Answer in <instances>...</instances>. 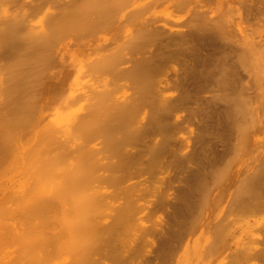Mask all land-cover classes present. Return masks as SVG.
<instances>
[{"label": "bare ground", "instance_id": "bare-ground-1", "mask_svg": "<svg viewBox=\"0 0 264 264\" xmlns=\"http://www.w3.org/2000/svg\"><path fill=\"white\" fill-rule=\"evenodd\" d=\"M139 1L140 0H0V148L3 147L1 151H4L3 154L2 152L0 153V156L4 155V157H0V168L1 166L4 167L3 169L1 168L2 171L0 170V264H61V260L63 259H59L58 257L61 253L64 255L65 252L68 256L71 255V257L70 261L66 259L68 263L63 260L62 264H103L101 262L102 256L106 258L103 262L110 259L109 261L112 262L111 264H137L136 260L140 261L138 259L142 256L141 251L144 250L146 247L145 245L148 246L150 244L149 246H151L152 244H145L149 241L145 234H148V237L154 236V239L155 236H158L160 237L159 240H161L157 245L155 244L156 246L152 247L154 248L155 257L153 255L150 259L146 258L145 261L142 258L143 261L141 260L142 262L140 261L138 264H248L250 263L249 261L253 260V257L259 258L258 256H262L261 259H264V246L261 245L264 243V238H260V240L258 238V236H260L259 234L264 231V224L262 223L263 227L260 224L263 231L261 228H254L257 222H262V218H257L260 219L258 221L255 215L264 212V36H261L255 41L254 39L256 38L251 34L253 32L249 27L248 29L251 32L248 33L250 36L247 34L248 38H243V40H241L235 38L239 37V33L235 32L234 29L228 30L227 27L231 22L230 19L234 17H231V14L234 13V15L237 14V16H239V13H246L247 10L246 8L244 9V7H241L242 10L230 8V22L227 16L222 14L225 17L223 18V16L217 14V12L216 14L218 16H216L219 19L215 17L217 18L216 20L212 14L213 16L211 17L214 19L211 18L213 21L209 20L206 17L211 9H206L208 13H206L207 11L203 12L205 14H201L199 9L198 14L200 15L195 17V14H192L195 17L194 23L196 26L194 31H196V33L190 35V30L186 32L181 28L183 31L181 29V31H175L173 28L168 29L166 26L163 28L155 26L157 20H152L151 16V19L144 20L139 13L144 4L142 5ZM150 1L151 0H146L145 5H149L151 3ZM187 1L188 0H175L174 2H177V4L181 3L180 6H182V4L185 6V3L186 5L189 4H187ZM206 1L208 2V0H205V2ZM251 2L252 0L248 4H251ZM164 3L166 4V2ZM208 3L211 2L209 1ZM238 3H241V1H238ZM245 3L247 4V2ZM245 3L243 2L242 5H246ZM253 4L252 2V5ZM222 6L224 5L222 4ZM231 6L233 7V5ZM255 6H257V9ZM163 7H165V5H162V8ZM251 7V5L247 6L249 9H252ZM253 7L257 10L253 12L254 16H257V13H259L260 16L262 14L261 18L257 17L263 20L264 0H260L259 7L256 3ZM221 8L222 10L219 11L220 13L221 11H227L223 10L225 6ZM144 9L145 8H143V10ZM193 11L194 9H192L191 12L193 13ZM251 11L252 10H250V12ZM214 12L215 11H213V13ZM248 14L250 15L249 12H247V15ZM137 15L141 16L142 20H140L141 18L139 17L140 19L137 21ZM242 16L243 15H241V17L239 16V18L242 19ZM133 19L136 23H134ZM227 20L228 23H225ZM191 22L193 23V20H191L190 23ZM183 23L186 24V21ZM115 26H117V28ZM99 27L100 29L111 28L113 33L107 34V32L106 35H101L97 38L94 37L98 36V32H96L97 35L93 34L92 37L90 31H93L95 28L99 29ZM111 29H109V31H111ZM240 29L241 27L239 30ZM232 30L235 32V35H238L234 37ZM235 30L238 29L235 28ZM174 31L178 33L173 35ZM188 31L190 34H188ZM101 32L99 34H101ZM205 32L207 34H205ZM204 35L206 36L203 37ZM251 36H254V39H251ZM249 38L251 41L248 40ZM191 40H194L195 44L192 43ZM76 45L79 47H76ZM191 46L193 48L192 51L189 49ZM209 48H214V50L210 51ZM145 49L151 56L149 55V57L147 56L148 58H146L145 52H143L141 53V58L144 54V59L135 57V55L140 54V52ZM156 50H161L160 52L162 53L166 51V54L169 50H174L176 53L171 54L174 51L171 53L168 52L169 55L167 54V56L169 58H167L165 54L164 56L166 58L163 59V54L159 53V51H157V54ZM204 51L208 54H205ZM187 52H189V55ZM189 57H192L193 60L191 61L194 62L193 64L191 63L193 67L192 69L190 68L191 70L189 71L191 72L189 75H192V80H197V82H190L191 77H187L186 80L188 81L189 79V83H193V85L198 83L196 84L198 86L194 88L200 89L201 91L209 90L213 92L212 89L216 86L215 91H217V93H215L213 99L211 98V103L206 101V103L208 102L214 106L212 110L209 109L211 111L210 113L207 111V116L209 115L212 119L210 122L211 124L206 125V127L204 124L203 126L205 128L201 131L203 133H200L201 135H198L199 137L197 136V141L194 139V141H196L194 144L197 143L195 146L197 148L194 149L193 146V151H195L193 155L191 153V155L188 154V152V155L183 156V158L180 156L183 154H177L176 151L186 147L183 145L185 140L183 142V139L180 138L183 144H181L182 146L179 145L181 147L178 148V144L182 142H177L178 144L173 146L174 144L172 145V143L176 141L173 142L172 139L175 136H172L173 138L171 139L169 134H171V130L174 132V129L179 127L174 126L176 121V125H179V120L174 121V124L171 120H173L172 116L178 111L177 107H180L182 103L188 100V95H185L186 92L184 95L182 93L183 96H181L180 99H169L170 101L168 102H164V100H162L163 102L160 101L157 112L154 107L153 113H150L151 117L146 111L145 115L142 114V110L144 109L142 103L146 95L151 94L152 96L153 93L155 94L156 84L158 83L154 81L156 80L154 78L159 75L161 70L166 71V69H162L165 63L162 60H167L166 63H171V60L174 62L177 58L179 61H185L187 59V62L190 59ZM154 58L157 59L155 60ZM159 59L161 60L158 61ZM186 62H184V64H186ZM131 74L133 78H131L129 84L132 85H127L126 83H128V81L126 82L124 79H119L120 77H126L125 80H130L129 75ZM114 75L117 77L119 76V78ZM109 76L114 78H110V80ZM159 77L157 76V78ZM171 77H173V75ZM83 79H86L83 83L85 85L82 84L84 81ZM100 79H102L103 83ZM115 79L121 80V82H118V80L115 81ZM183 79H185V77ZM117 83H121L122 85H117ZM185 83H187V85ZM185 83L182 86H190L188 82L185 81ZM81 85L86 87L84 88ZM113 86L114 88L117 87L115 91L118 90L119 86H122L123 89L125 86H129V89L132 88L130 91L134 90V93L130 95L124 94L122 96L123 98H120L121 96L115 98L114 94L117 92L113 93ZM160 88L162 87L160 86ZM129 89L127 87L125 90L130 92ZM191 89L189 90L192 91L193 89ZM81 90L84 93L87 91H94V93L92 96L90 95L91 97L86 96L89 100L84 98L85 101L87 100V103L82 104L81 113H79L81 116L76 117L75 122L72 124V126L74 125V130L68 127L71 130H61L64 132V134L63 132L61 134V131L52 129V131L50 130L52 137H50L51 135L48 130L49 126L51 125L50 127L53 128L52 126L56 123L58 125L60 121L57 122V119H60L63 124L66 119L63 120L64 117L61 119V116L60 118L58 116L56 120H54L55 117H53V123H56H49V117L51 119L55 112L52 115L49 114V117L45 114L46 112L43 110V105L39 102L40 98L44 96H41V94H43L42 91H45L44 93L47 92V94L49 93V97L51 96L50 98H52V95H56V97L54 96L53 98H56V100L58 99V103L52 101L54 104H57L56 108H59L60 105H65L64 107L67 108L68 105V108L72 109L75 107L74 105L78 104V100H83L82 98L84 96H81V99L76 96L77 91ZM119 90L121 91L122 88ZM36 91H38V94H36ZM58 91L60 92L59 94L63 96L57 97L60 96L58 95ZM159 91H165V89L162 88V90ZM1 92L4 93L2 94ZM123 92L125 93V91ZM34 93L40 96L36 98L39 100V105L36 103L37 100L33 98ZM134 96H136V98ZM49 97L47 100L49 99L50 101ZM88 101H90L91 104L88 103ZM46 102L43 104H46ZM50 102L49 104L51 105L52 102ZM74 102H77V104ZM82 102H80L79 105ZM147 102H149V100ZM151 103L154 104V102ZM70 104L72 108L69 107ZM209 104L207 106H209ZM219 104H222V110L218 108V106L220 107ZM64 107L62 106L60 108L66 111ZM61 111L57 115H63ZM52 112L53 110L51 113ZM64 115L69 116L68 114ZM175 115L173 116L174 120L176 119ZM147 118L149 119L147 120ZM97 121H102V124L108 128L106 132L108 138L105 140L101 138L100 141H98V137V142H95L93 137L87 138V144L95 142L96 145H92L93 148L90 147V144L86 146L90 148H86L87 151L85 150V158L87 161L83 158L84 161L87 162H85L86 171L83 175H80L79 171H77L79 164L76 155L78 143L76 142L79 141V139L81 140L83 136L81 138L76 137L78 140H74L72 136H77L80 130L83 132L86 128H90L93 133L92 129L94 126H98L96 124H99ZM60 125L61 123H59V126ZM91 126L93 128H91ZM173 126L175 127L174 129H172ZM65 128L64 125V130ZM72 130L77 134H72ZM56 131L60 133L58 134ZM178 132H176L175 135ZM10 134L16 137L13 138L11 136L12 138H10ZM55 134L57 135L55 136ZM88 134L90 135V133ZM46 135L50 138L52 143H50L51 141L49 143L46 142L43 147V143H45L43 142V136ZM59 135L63 136L59 137ZM7 136H9L8 139ZM67 136L68 139L66 140L64 137ZM159 136H161V138ZM2 137H4L7 142H5ZM19 137L21 139L23 138L25 142L27 140L26 143L21 140V142H23L22 146L18 144L22 148L18 145L15 147L16 143H20ZM53 137H57L56 141L51 139ZM16 138L18 142L15 140V143L13 140L15 144L12 142V145L9 141ZM69 138L74 141L68 142ZM84 139L85 138L82 140ZM224 139L228 141L227 144L224 143ZM84 142L85 140L82 143ZM219 142L226 145V147L222 146ZM6 143L9 145L11 144L14 148H17V150L14 149L13 151V148L11 149L10 147L11 145L9 146ZM24 143L25 145L27 144L28 147L26 146L25 148V145H23ZM53 143L55 144L53 145ZM106 143L109 144L107 145ZM50 144L53 146H50ZM219 144V149L225 147L223 151L226 150L225 155L219 154L220 156L222 155L221 159L219 158L220 156L217 155L218 153L215 154L219 151ZM37 145L38 147H36ZM171 145L173 148L175 147L174 149L176 151ZM8 146L10 148H8ZM48 146H50V149L52 147L50 152ZM41 147L43 148L39 149ZM46 148L47 150H45ZM176 148H178V150ZM20 149H22V152ZM43 150H45L44 152L47 151L46 153L49 152L52 154L49 155L48 153L47 157L46 153L43 154ZM10 151L11 154L9 153ZM181 152L183 153L182 150H180V153ZM219 153L221 152L219 151ZM168 154L173 155L168 159L170 162L167 161V158L170 156ZM184 154H186V152ZM20 155L23 157V160ZM166 155H168V157L163 160V157ZM45 156L47 159L50 156L51 159L52 156H55L52 160L54 164L58 166V170L57 175H55L56 172H54L55 174H51L52 179L49 173L50 169H52V166H49L50 161L48 160L50 159H48L47 162ZM14 157H19L20 159H18L20 162H14L19 161L17 159L13 161L12 159ZM179 157L181 159L183 158V163H179ZM44 158L45 160H43ZM11 160L13 162H10ZM165 160L173 167H178V169H183L185 165L188 164L186 161L196 163L197 168H192V176H190V180L187 182L188 185H186L188 187L182 189L181 195L178 196L180 197L178 201L172 202V199L170 198V200L168 198L175 210V214L172 212L175 218L173 219L171 216L172 218L170 219V221L173 219V224H171V222L168 223L170 224L168 227L166 226L168 229L164 228L165 230L163 231H161V228L152 229L154 227H146L144 229V231H146L145 233L143 229V232H139V234H142L139 235V238H141L144 233L143 239H140L142 242L141 245L139 243V246L143 249L141 250L140 247L136 248V246L129 243L131 241L128 242V240L125 238L122 239V237H124V235H129V233H133L131 230L134 228L131 227V222L134 223L139 219L142 220L141 218H137V216L142 213V206H137V204L143 200L140 199L144 198V193L142 192V195H139V193L145 188L144 186H147V183H154L152 176L156 178L155 176L157 175L153 173V170H158L160 165H169L168 163H164ZM21 161H23L24 164L22 162V165H19ZM67 161H69V166L76 173L70 174L73 176L76 175V177H72L73 180L71 178L68 180L65 175L67 172H64L66 169L65 162ZM46 162L50 168L46 167ZM75 162H77L76 167ZM13 163H15L17 171L19 167L22 168L20 170H23L27 165H30V168L27 166V170H30L29 173L31 174L32 172L34 175H31L32 177H30L29 180L31 178H36L37 180L31 179L33 183L31 182L29 184H26L29 181L25 182V185H29L30 187L28 186L29 188H27L24 185L27 189L25 190V195L27 196H23L24 198L21 197V200L17 194L14 195L15 193L12 192L10 186L16 181L10 184V181L13 179L11 178L12 180H9L8 178L10 177L9 175H12L11 172L15 171V168L12 169ZM11 169L14 171H11ZM164 169L162 168V170ZM24 170H26V168ZM58 171H61V173H58ZM20 172L23 173L22 171L17 173ZM184 172H186L185 169ZM54 175L57 178L54 177ZM186 175L187 174L183 177H187ZM21 176L22 175H20V177ZM79 176H85L84 179L92 184L93 188L96 187L94 188L96 192H93L92 195H90V193L89 195H79L78 192L80 190L77 191L78 185H80L79 183L81 182ZM37 178H39L40 181H38L39 179ZM42 178L46 180V183L43 181L45 187L42 186ZM134 179L140 180L134 182ZM150 179H152V181ZM179 179L181 180V178ZM19 180L21 181V179ZM24 181L22 180V183H24ZM131 181L133 182L131 183ZM34 182L36 183L35 185ZM108 183L116 184V188L123 184V187L120 189L118 187V189H123L122 192L124 197L122 198L125 199L123 202L120 201L121 205L118 204L116 209L118 213H115V217H111L112 219L115 218L113 220L114 223L112 225L109 224L108 227H104L108 222L100 225L98 218H96L98 215H96V213L99 211L100 207L107 202L105 199L108 198L107 194L110 192L108 193L105 189ZM126 183H129V185H126V188H124V184ZM183 183L185 184V182ZM141 185L143 186L142 188L140 187L142 190L137 188ZM21 186L24 188L23 185ZM147 187L143 191H145ZM152 188L153 187H151V190ZM137 189L139 191H137ZM169 190L171 189H168V191ZM23 191L24 190L21 191V194ZM136 191L139 192V196H137H141L138 199L136 196L134 197ZM172 194L173 193H171V195ZM162 195L161 202L159 203L163 202L166 204L167 202V204H169L167 194ZM111 199L109 198L108 203H111ZM109 205L110 204L107 206ZM115 205L114 208H116ZM112 206L110 207L113 210ZM144 206H146V204ZM138 207H140V209ZM102 209L105 210V208ZM116 211L114 210V212ZM138 211L139 214L137 213ZM34 213L37 215H34ZM93 213H95L96 217L92 220L91 217H94ZM92 214L93 216H91ZM160 218L162 217L160 216ZM137 223L140 224L139 221ZM166 223L165 221V224ZM135 225L137 224L135 223ZM154 226H156V224ZM149 231H152V233ZM105 233L108 234L107 237ZM135 234H138L137 230ZM261 234V236H263L264 233ZM104 235L107 239L104 238ZM156 240H158V238H156ZM258 241L261 242V244ZM257 242L259 246L256 245ZM127 243L133 246L130 247ZM104 245H107L109 249L107 250V247H105L107 252L103 248ZM126 247L128 250L129 248L132 250V247H134L132 255H129L130 257L126 256L127 251L124 252L127 250ZM260 247H262V249ZM98 254L101 257L96 259L95 256ZM65 258L68 257L65 256ZM263 261L264 260H262V262Z\"/></svg>", "mask_w": 264, "mask_h": 264}, {"label": "rangeland", "instance_id": "rangeland-1", "mask_svg": "<svg viewBox=\"0 0 264 264\" xmlns=\"http://www.w3.org/2000/svg\"><path fill=\"white\" fill-rule=\"evenodd\" d=\"M159 1H161V2H159ZM166 2V4L164 3V2ZM175 0H151L149 3V5L147 4V5H145V2H146V0H140L139 2H141L142 3V5L144 4V6H142L141 8L142 9H140V11L141 12H139L140 14H141V16L143 17V19L144 20H147V19H151V17H152V20L153 19H155V21L157 22L156 23V25L155 26H158V27H164V26H166L168 29H172L173 28V30H179V31H181L182 29L183 30H185L186 32H187V30H190L191 32V34L189 33V31H188V34H190V35H194L195 33H196V31H194V28H195V26H196V24L194 23V19H195V17H197V15H200V14H198L199 13V9H200V13L202 14L203 12H206L207 10L206 9H211L210 10V12L213 10V11H215L214 13H213V11L211 12V14H210V12L208 13V11L206 12V13H208V16L206 17V15H205V17L207 18V19H209V20H212V19H214L215 17H217L218 15L217 14H219V15H222V14H224L225 16H227V18H228V20L231 18V17H233L234 18V20H233V18L232 19H230L231 20V22H230V20H229V24H228V30H231V29H234V31L235 32H237V33H239V37H235V36H237V35H235V32H233V30H232V32L234 33H232L233 35H234V37L235 38H237V39H241V40H243V38H248V35L250 36V32L252 31L253 33H255V34H253V33H251L252 35H254L255 36V38L256 39H254L252 36V38L251 39H254L255 41L257 40V39H259L261 36H264V22H263V20H264V16L262 17V19L263 20H261V19H259V18H261V16H262V14H261V16L259 15V13H257V16L259 17H257L256 15V17L254 16V13L253 12H255V11H257V10H255V8L253 7V5H255V3H256V5H258V7H259V4H260V0L259 1H257V0H252V2L254 3L253 5H252V2H251V4H248V3H250V1L249 0H247V1H243V0H208V2L210 1L211 3H208L207 1V3L205 2V0H188L187 1V4L188 5H186V3H185V6L182 4V6H180L181 5V3H179V4H177V2H174ZM177 1V0H176ZM191 1H192V3H191ZM227 1V2H226ZM238 1L240 2L241 1V3H238ZM262 1V0H261ZM155 2V3H154ZM159 2V3H158ZM170 2V3H169ZM230 2V3H229ZM245 3V2H247V6H252L251 8L252 9H249V8H247V6L246 5H242V3ZM157 3H158V5H157ZM163 3V4H162ZM225 3V4H224ZM258 3V4H257ZM194 4H196V5H194ZM222 4L225 6V8H224V6H222ZM227 4V5H226ZM229 4V5H228ZM236 4H241L240 5V7H239V5H236ZM154 5V6H153ZM162 5H165V7H163L162 8ZM206 5V6H205ZM215 5V6H214ZM231 5H233V7L231 6ZM194 6V7H193ZM147 7V8H146ZM151 8L152 10H154V11H152L151 9H149V8ZM153 7V8H152ZM156 7V8H155ZM183 7V8H182ZM213 7V8H212ZM219 7V8H218ZM221 7H223L224 9L223 10H227V11H221V13L219 12L220 10H222V8ZM239 7V8H238ZM241 7L243 8L244 7V9L246 8V10H247V12H249L250 13V15L248 16L247 15V12L246 13H244V14H240L239 13V16L241 17V15H243L242 16V19L241 18H239V16H237V14H235L234 15V13H232L231 15H230V8H233V9H241ZM256 7V9H257V6H255ZM143 8H145L144 10H143ZM228 8V9H227ZM254 8V9H253ZM147 9V10H146ZM161 9V10H160ZM192 9H194V11H193V13L191 12L192 11ZM197 9V10H196ZM258 9H260V8H258ZM196 10V11H195ZM204 10V11H203ZM229 10V11H228ZM242 10V9H241ZM250 10H252L251 12H250ZM142 11H144V12H142ZM150 11V12H149ZM264 11V10H263ZM149 12V13H148ZM195 12V13H194ZM216 12H217V14H216ZM229 12V13H228ZM151 13H152V15H151ZM154 13V14H153ZM159 13V14H158ZM181 13V14H180ZM253 13V14H252ZM264 13V12H263ZM148 14H149V16H148ZM192 14H195V17H194V15H192ZM203 14H205V13H203ZM214 15V18H212L211 16H213ZM256 14V13H255ZM154 15V16H153ZM180 15V16H179ZM217 15V16H216ZM224 15H222L223 16V18H225L224 17ZM229 15V16H228ZM264 15V14H263ZM141 16H139V15H137V21L140 19V20H142V17ZM148 16V17H147ZM151 16V17H150ZM178 16V17H177ZM231 16V17H230ZM140 17V18H139ZM145 17V18H144ZM191 17V18H190ZM236 17V18H235ZM188 18V19H187ZM212 18V19H211ZM218 18V17H217ZM217 18H215L216 20H217ZM187 19V20H186ZM219 19V18H218ZM221 19V18H220ZM134 20V19H133ZM165 20H166V22H165ZM172 20V21H171ZM188 20H189V22H188ZM191 20H193V23L191 22L190 23V21ZM228 20H227V22L225 21V23H228ZM184 21H186V24L185 23H183ZM213 21V20H212ZM246 21V22H245ZM187 22H188V24H187ZM251 22V23H250ZM254 24H253V23ZM134 23H136V21L134 20ZM177 23H178V25H177ZM249 25H248V24ZM38 24V23H37ZM184 24V25H183ZM253 24V25H252ZM182 25V26H181ZM186 25V26H185ZM188 25V26H187ZM234 27H233V26ZM238 25V26H237ZM255 25V26H254ZM254 28H253V27ZM116 28H117V26H115ZM114 27V28H115ZM176 27V28H175ZM241 27V29L239 30V28ZM247 27V28H246ZM250 27V29H251V31L248 29ZM252 27V28H251ZM182 28V29H181ZM191 28V29H190ZM235 28L236 29H238V30H235ZM246 28V29H245ZM261 28V29H260ZM93 29V28H92ZM109 29H111V28H105V29H100V27H99V29H93V31H90L91 32V35H92V37H93V34L95 35H97V33L96 32H98V36H94V37H99V36H101V35H106V33L107 34H111V33H113V31H112V29H111V31H109ZM134 29V28H133ZM181 29V30H180ZM193 29V30H192ZM253 29V30H252ZM95 30V31H94ZM96 30H98V31H96ZM104 30V31H103ZM106 30V31H105ZM115 30H117V29H115ZM182 30V31H183ZM196 30V29H195ZM244 30V31H243ZM246 30H247V32H246ZM261 30H262V33H261ZM105 32V33H102V32ZM118 31V30H117ZM174 31V34L173 35H175V34H177L176 32ZM194 31V32H193ZM101 32V34H99ZM115 32V31H114ZM193 32V33H192ZM249 32V33H248ZM244 33V34H243ZM89 34V33H88ZM202 34V33H201ZM205 34H207L206 32H205ZM248 34V35H247ZM261 34H263V35H261ZM87 35V34H86ZM91 35H90V37H91ZM260 35V36H259ZM206 35H204L203 37H205ZM194 37V36H193ZM89 38V37H88ZM248 40H250V38L248 39ZM251 41V40H250ZM191 42L192 43H194L195 44V41L193 40H191ZM252 42H253V40H252ZM189 45V44H188ZM190 45H192V44H190ZM78 45H76V47H77ZM79 47V46H78ZM173 48V47H172ZM171 48V49H172ZM178 48V47H177ZM170 49V50H171ZM174 49V48H173ZM175 49H176V47H175ZM189 49H191V51H192V46L189 48ZM210 49V51L211 50H214V48H209ZM168 51V52H172V51H174V50H172V51ZM207 50H208V48H207ZM157 51H159V50H156V52ZM161 51V50H160ZM159 51V53H161V54H163V56L166 54L165 52L164 53H162V52H160ZM191 51H190V53H191ZM194 51V50H193ZM143 52H145L144 54H145V56H146V58H148L149 57V55L151 56V54H148V52L146 51V49L145 50H143L142 52H140V54H138V55H135V57L136 58H140V59H144V54H143V57L141 58V53H143ZM147 52V53H146ZM155 52V53H156ZM167 52V54L169 55V53ZM175 54L176 53V51H174V52H172L171 54ZM188 53V55H189V52H187ZM193 53V52H192ZM204 53L205 54H208V53H206L205 51H204ZM213 53V52H212ZM157 54H158V52H157ZM167 54L165 55L167 58H169L168 56H167ZM148 56V57H147ZM160 56V55H159ZM159 56H158V58H159ZM163 56H162V58H163ZM164 56V58L163 59H165L166 57ZM156 57H157V55H156ZM152 58V57H151ZM161 58V57H160ZM161 58V59H162ZM172 58H174V57H172ZM187 58V57H186ZM190 58V57H189ZM192 58V57H191ZM189 59V61H187V62H189V63H187L186 62V60L185 61H182V60H177V58H176V60L174 61V62H172V60H171V63L169 64V63H166V61L165 60H162V61H164L165 63L163 64V65H161V66H163L162 67V69H166V71L164 70V71H160L159 72V75H157L159 78H157V76L154 78V79H156V80H154V81H156L158 84H156L157 85V87H156V89H155V94L153 93L152 94V96H151V94H148V95H146L145 96V100H144V102L142 103L143 104V110H142V114L143 115H145V111H146V113H148L149 115H150V113L152 114L153 113V111H154V109H155V111L157 112V109H158V105L160 104L159 102L161 101V102H163L162 100H164V102H168V101H170V100H176V99H180V97L181 96H183L184 94H185V92H186V94L185 95H188V100L186 101V102H184V103H182L181 105H180V107H177L178 109V111H177V113H173L175 116H176V119L174 120V115L172 116V118H173V120H171L172 122H173V124H174V121H176V120H179L178 122H179V125H176L177 124V121H176V124L174 125V126H179L178 128H176V129H174L175 127L173 126V128L172 129H174V132H173V130H171L172 132H171V134H169V136H171V139L173 138L172 136H175V137H177V138H173L172 139V141L174 142V141H176V142H174V143H172V145L173 146H175L176 144H178L177 142H184V140H185V142H184V144H183V142L182 143H179L178 144V148H180L182 145L181 144H183V145H185L186 147H182L183 149H179V151H176L173 147H172V145H171V147L177 152V154H183V155H180L181 157H183V156H185V155H188V154H192L193 155V152H195V151H193L195 148H197V147H195L196 145H197V143L196 144H194L196 141H197V136L199 135H201L200 133H203V132H201L202 130H203V128H205L206 127V125H210L211 123V121H212V119H211V117H209V115L207 116V113L209 112H211L210 110H212V108H214V106L212 105V104H209V103H211L212 102V99H213V96L215 95V93H217V91H215V88H216V86L212 89L213 90V92L211 93L209 90L208 91H201L200 89H195L194 87H197L198 85H196V84H198V83H196V84H194L193 85V83L191 84V83H189V79H188V81L186 80L187 79V77H191L190 78V82L192 81H194V82H197V80H192L193 79V76L191 75H189L190 74V72L191 71H189V70H191L192 69V67H193V65H191V63L193 64L194 62L193 61H191V60H193V58L192 59ZM150 59V58H149ZM155 60L157 59V58H154ZM161 59H159L158 61H160ZM153 60V59H152ZM168 60H170V59H168ZM138 61V60H137ZM154 61V60H153ZM161 61V62H162ZM182 61V62H181ZM184 62H186V64H184ZM154 63H158V62H154ZM161 64V63H160ZM159 64V65H160ZM180 64H182V65H180ZM157 65V64H156ZM160 66V67H161ZM172 66V67H171ZM178 66V67H177ZM166 67V68H165ZM188 67V68H187ZM169 70H168V69ZM191 68V69H190ZM172 69V70H171ZM174 69V70H173ZM176 69V70H175ZM188 69V70H187ZM180 70V71H179ZM189 71V72H188ZM162 72V73H161ZM176 72H178V73H176ZM169 73H170V76H169ZM173 73H175V74H173ZM101 74V73H100ZM168 74V75H167ZM113 75V74H112ZM162 75V76H161ZM173 75V77H171ZM186 75H189V76H186ZM114 76H116V75H114ZM130 76H132V74L131 75H129V78H130V80H125L126 79V77H124V78H119V76L117 77V78H119V79H124V81H128V83H126L127 85H132V84H129L130 82L129 81H131V78H133V76L132 77H130ZM169 78H168V77ZM179 76V77H178ZM182 76H183V78L185 77V79H183L182 78ZM176 77V78H175ZM101 78V77H100ZM113 79L112 78V76L110 77L109 76V79ZM168 79V80H166V79ZM181 78V79H180ZM110 79V80H111ZM127 79H128V77H127ZM161 79V80H160ZM170 79V80H169ZM175 79V80H174ZM182 79H183V81H182ZM84 80V79H83ZM86 80V79H85ZM85 80L82 82V84L85 82ZM116 80H118V79H115V81ZM121 80L119 81L118 80V82H121ZM167 82H166V81ZM99 81V80H98ZM100 81L103 83V81H102V79H100ZM106 81H107V78H106ZM162 82V83H160V82ZM163 81H165V82H163ZM170 81V82H169ZM185 81L186 82H188V85L190 84V86H188V87H184V86H182L184 83H185ZM184 82V83H183ZM101 83V84H102ZM104 83H106V82H104ZM124 83V82H123ZM164 83H165V85H164ZM172 83V84H171ZM175 83V84H174ZM180 83V84H179ZM161 84V85H160ZM186 85H187V83H185ZM83 85H85V84H83ZM83 85H81V86H83ZM117 85H122L121 83H117ZM159 85V86H158ZM179 85V86H178ZM192 85V86H191ZM196 85V86H195ZM114 86H116V85H114ZM114 86H113V90H114V92L113 93H115V92H117L116 94H114L115 95V98H118V96H121L120 98H123L122 96L124 95V94H128V95H130V94H132V93H134V90L131 92L130 91V89H132V88H130L129 89V86H127L128 87V89H129V91L130 92H128L127 90H125V89H127V87L125 86V88L123 89V87L121 86H119L118 87V90L119 89H121L122 88V90L123 91H125V93L121 90H117V91H115V89H117V87L116 88H114ZM124 86V85H123ZM160 86L162 87V88H164L165 89V91H159V90H162V88H160ZM164 86H167V87H164ZM84 88L86 87V86H83ZM184 87V88H183ZM157 88H158V90H157ZM177 88H178V90H177ZM193 90H192V89ZM199 88V87H198ZM218 88V87H217ZM172 89V90H171ZM188 90V92H187V90ZM189 89H191L192 91H190ZM82 90H84V89H82ZM77 91V94H76V96H78L80 99H81V96L83 97L82 99L83 100H81V101H79L78 100V104H77V102H74V103H76L77 105H74L75 107H73L72 108V105L70 106L69 105V107L70 108H72V109H69L68 108V105H67V108L69 109H67V108H65L64 106L65 105H62L65 109H66V111H68V112H66V111H63L60 107H62L61 105L59 106V108H56L57 107V104H54L53 102H57L58 101V99L56 100V98H53L54 96L56 97V95L54 94V95H52V98H50L49 97V93L47 94V92L46 93H44L45 91H42V93L43 94H41V96H43L42 98H40V101L38 100V99H36V98H38V97H40V96H38V95H36V94H38L37 92L38 91H36V94L34 93V97L33 98H35L34 100H37V102L36 101H34V102H36L37 104H38V101L39 102H41L40 104L41 105H43V110L46 112L45 114L48 116L49 114L50 115H52L54 112H55V114L51 117V119L53 118V117H55L54 118V120H56V117H58L59 116V118H60V116H61V119H63V117H64V119L63 120H65L64 122L65 123H63L62 124V122H61V120L59 119H57V122L58 121H60L59 123H61V125L59 126V123H58V125H57V123L56 122H54V123H56L55 125H57V126H55V125H53L54 123H53V119H52V121H51V119H50V115L48 116L49 117V119H48V121H49V123L50 122H52L53 124V128H51L49 125V128H48V130H49V132H50V130L52 131V129L53 130H58V131H61V130H63V131H66V129H68V130H71V129H69L68 127H70V128H74V125L72 126V124L75 122V119H76V117H78V116H81V114H79V113H81L80 112V110H81V107L83 106L82 104H86L87 102V100L85 101V99H88L89 100V98H87L86 96H89V97H91L92 95H93V93H94V91L92 92V91H87V92H83V91ZM171 90V91H170ZM195 90H197V91H195ZM199 90V91H198ZM190 91V92H189ZM5 92V91H4ZM3 92V93H4ZM20 92V91H19ZM78 92H80V93H78ZM123 92V93H122ZM156 92H158V93H156ZM201 92V93H200ZM2 93V92H1ZM2 93V94H3ZM33 93V92H32ZM60 92L58 91V95H60V96H57V97H61V95L62 94H59ZM113 93H112V95H113ZM118 93H120V94H118ZM182 93H183V95H182ZM189 93V94H188ZM214 93V94H213ZM199 94H200V96H199ZM212 94V95H211ZM1 95V94H0ZM29 95H31V94H29ZM36 95V96H35ZM46 95H47V97H46ZM91 95V96H90ZM135 95V94H134ZM189 95H190V97H189ZM32 96H33V94H32ZM63 96V95H62ZM155 96V97H154ZM159 96H160V99H159ZM162 96V97H161ZM6 97V96H5ZM50 98V101L53 103H51L50 101H49V99L47 100V98ZM114 97V96H113ZM135 98H136V96H134ZM179 97V98H178ZM196 97V98H195ZM200 97V98H199ZM28 98V97H27ZM32 98V97H31ZM85 98V99H84ZM152 98V99H151ZM157 98V99H156ZM208 98H209V100H208ZM212 98V99H211ZM42 99V100H41ZM170 99V100H169ZM207 99V100H206ZM149 100V102H147ZM167 100V101H166ZM192 100V101H191ZM210 100H211V102H210ZM48 103H47V102ZM82 101H84V102H82ZM206 101H208L207 103H206ZM46 102V104H43V103H45ZM49 102L51 103V105L49 104ZM80 102H82L80 105H79V103ZM151 102H154V104L153 103H151ZM58 103V102H57ZM60 103V102H59ZM73 103V104H74ZM88 103H90V101H88ZM156 103V104H155ZM187 103V104H186ZM191 103V104H190ZM49 104V105H48ZM61 104V103H60ZM91 104V103H90ZM206 104V105H205ZM209 104V106H207ZM39 105V104H38ZM53 105H55V106H53ZM183 105H184V107H183ZM187 105V106H186ZM220 105V107L218 106V108L219 109H223V107H222V104H219ZM142 106V105H141ZM190 106H192V107H190ZM211 106V107H210ZM45 107V108H44ZM155 107V108H154ZM190 107V108H189ZM194 107V108H193ZM210 107V108H209ZM63 108V109H64ZM182 108V109H181ZM184 108V109H183ZM189 108V109H188ZM193 108V109H192ZM196 108V109H195ZM204 108V109H203ZM63 111H61V110ZM198 109V110H197ZM210 109V110H209ZM50 110V111H49ZM53 110V112L51 113V111ZM61 111V113H63V115L61 114V115H57V114H59L60 113V111ZM150 110V111H149ZM181 110V111H180ZM203 112H202V111ZM206 110V111H205ZM220 110V111H221ZM58 111V112H57ZM149 111V112H148ZM175 111V112H176ZM197 111V112H196ZM208 111V112H207ZM144 112V113H143ZM201 112V113H200ZM70 113V114H69ZM204 113V114H203ZM64 114H68L69 116H67V115H64ZM202 114H203V116H202ZM83 115V114H82ZM201 115V116H200ZM146 116H148V115H146ZM150 117H151V115H150ZM183 117V118H182ZM185 118V119H184ZM209 118V119H208ZM67 119H69V120H67ZM100 120H102L101 118H99ZM149 118H147V120H148ZM188 119V120H187ZM207 119V120H206ZM183 120H186V121H183ZM70 121V122H69ZM198 121V122H197ZM207 121H208V123H207ZM66 122H68V123H66ZM48 123V124H49ZM71 125H70V124ZM97 123H99V124H96V125H98V126H94V128L91 126V128H93L92 130H93V133H94V135H93V133H92V131L90 130V128L89 129H87L86 127V129H85V131L86 130H88V131H83L82 132V130H80L79 132L80 133H78V135L76 136V135H71L72 137H74V140H78V138L80 137H82V139L83 138H85L84 140H85V142L87 141V138H90V137H93L94 139H95V142H98V141H100V139L102 138L103 140H105L106 138H108V136L106 135V132L108 131V128L105 126V125H103L102 123V121H97ZM183 123H185V124H183ZM207 123V124H206ZM140 124V123H139ZM205 124V125H204ZM64 125H65V130H64ZM102 125V126H101ZM201 125V126H200ZM205 127H204V126ZM59 126V127H58ZM63 128H62V127ZM72 126V127H71ZM199 126V127H198ZM102 128H104V129H102ZM97 129V130H96ZM102 129V130H101ZM179 129V130H178ZM200 129V130H199ZM74 130V129H73ZM71 131V132H73L72 134H75L76 132H74V131ZM90 130V131H89ZM58 131H56V133H58ZM63 131H61V134H62V132ZM98 131V132H97ZM103 131H105V132H103ZM179 131V132H178ZM71 132H70V134H71ZM82 132V133H81ZM101 132V133H100ZM176 132H178L176 135H175V133ZM24 133V132H23ZM60 133V132H59ZM58 133V134H59ZM87 135L88 133H90V135L88 134L87 136L85 135V134ZM92 133V134H91ZM96 133V134H95ZM99 133V134H98ZM47 134H48V132H47ZM63 134H64V132H63ZM68 134V133H67ZM77 134V133H76ZM108 134V133H107ZM8 135V134H7ZM22 135H24V134H22ZM45 135V134H44ZM50 137H52V134H51V132H50ZM57 134H55V136H56ZM79 135H81V136H79ZM85 135V136H84ZM93 135V136H92ZM14 138V137H16V136H13V135H11L10 134V138H12V137ZM54 136V135H53ZM61 136H63V135H61ZM60 135H59V137H61ZM69 136V135H68ZM68 136L67 137H64V138H66V140L68 139ZM89 136V137H88ZM103 136V137H102ZM188 136H190V137H188ZM198 136V137H199ZM8 137L9 136H7V139H8ZM23 137V136H22ZM44 138H43V142H45V143H43V147H44V144H46V142L47 143H49L51 140H50V138H48L47 137V135L46 136H43ZM58 137V136H57ZM57 137H53V138H51V139H54V141H56V138ZM58 137V139L60 140V138ZM70 137V136H69ZM76 137H78L77 139H76ZM98 137H99V139H98ZM160 138H161V136H159ZM183 137V138H182ZM2 138H4V137H2ZM20 138V137H19ZM64 138H63V140H64ZM183 139L182 141H181V139ZM186 138V139H185ZM58 139H57V141H58ZM72 139V138H71ZM80 140L79 139V141H77L76 143H78V150H77V153H76V155H77V159H78V164H79V166H78V169H77V171H79V174L80 175H83L84 174V172L86 171V168H85V164L87 163L86 161V152H85V150H86V148H88V149H90L89 147H86V146H89V144H87V142L85 143H82L84 140ZM97 139H98V141H97ZM188 139H189V141H188ZM194 139L196 140V141H194ZM1 140H3V139H1ZM13 140L15 141H17V138L16 139H11V141H9V142H11V144H12V142H13ZM21 140L22 141H24L25 140V136H24V140H23V138L21 139L20 138V143H16V141H15V143H16V146L15 147H17V145L18 144H21V146H22V143L23 142H21ZM49 140V141H48ZM62 140V141H63ZM65 140V141H66ZM74 140H70V138H69V141L68 142H70V141H74ZM180 140V141H179ZM226 139H224V143L225 144H227V142L228 141H225ZM4 141H5V138H4ZM61 141V140H60ZM82 141V142H81ZM108 141V140H107ZM171 141V142H172ZM223 141V140H222ZM5 142H7V141H5ZM18 142V141H17ZM25 142V141H24ZM26 142H27V140H26ZM25 142V143H26ZM95 142H91V144H90V147L91 148H93V146H95L96 145V143ZM109 142V141H108ZM14 143V142H13ZM14 143V144H15ZM25 143L23 144V145H25ZM41 143H42V139H41ZM40 143V144H41ZM50 143H52V141L50 142ZM93 143V144H92ZM190 143V144H189ZM222 146H225L226 147V145H224L223 143H221V142H219ZM5 144V143H4ZM7 145H9L8 143H6ZM10 144V145H11ZM39 144V145H40ZM55 143H53V145H54ZM80 144V145H79ZM86 144V145H85ZM107 145L109 144V143H106ZM220 144H219V147H218V149L220 148ZM2 145H3V143H2ZM2 145H1V147H2ZM9 145V146H10ZM13 145V144H12ZM10 146L11 147V149L14 151V149L15 150H17V148H14V146ZM47 145H49V144H47ZM46 145V146H47ZM52 144H50V146H53ZM93 145V146H92ZM179 145H181V146H179ZM192 145V146H191ZM8 146V148H10ZM19 146V145H18ZM21 146H19L20 148H22ZM26 146H27V144L25 145V148H26ZM41 146V145H40ZM39 146V147H40ZM50 146H48V150L50 149ZM193 146H194V149H193ZM5 147V146H4ZM28 147V146H27ZM36 147H38V145L36 146ZM43 147H41V148H39V149H42ZM177 147V146H176ZM191 147H192V150H191ZM224 147V148H225ZM3 148V147H2ZM2 148H0V153L2 152V154H3V152L4 151H1V149ZM5 148H7V147H5ZM4 148V149H5ZM82 148V149H81ZM178 148H176L177 150H178ZM223 147H221V149H219V151L221 152V153H219V151L218 150H216V151H218V152H216L215 154H217L218 156H220L219 154H224L225 155V151H223L224 150V148L222 149ZM3 149V150H4ZM51 149H52V147H51ZM51 149L49 150V152L51 151ZM8 150V149H7ZM10 150V149H9ZM21 150V152H22V149H20ZM45 150H47V148L45 149ZM45 150H43L42 152H43V154H45L46 152H44ZM180 150H182L183 151V153L181 152L180 153ZM191 150V151H190ZM222 150V151H221ZM84 151V152H83ZM87 151V150H86ZM175 151H174V153H175ZM48 152V153H49ZM81 152V153H80ZM186 152V154H184ZM189 152V153H188ZM223 152V153H222ZM7 153V152H6ZM10 154H11V151L9 152ZM14 153V152H13ZM12 153V154H13ZM48 153H46V156H47V154ZM171 153V152H170ZM174 153H173V155H174ZM188 153V154H187ZM5 154V153H4ZM52 154V153H51ZM50 153H49V155H51ZM190 154V155H191ZM215 154H213V155H215ZM168 155H170V154H168ZM168 155H166L165 157H163V160L164 159H166L167 157H168ZM172 154L167 158V161H169L170 162V160H168L170 157H172L173 156ZM2 156V155H1ZM0 156V157H1ZM9 156V155H8ZM44 156V155H43ZM45 156V158H46V161L48 160V159H50V160H48V161H50L49 162V166H52L51 168L52 169H50V171H49V173H50V176H51V174H53L54 172H56V174L55 175H57V170H58V166L57 165H55L54 164V161L52 160V159H54V157L55 156H52V159H51V156L47 159V157ZM179 156V155H178ZM2 157H4V155L2 156ZM20 157H21V155H20ZM221 157H222V155L219 157L220 159H221ZM19 158V157H18ZM18 158H13L12 160L14 161V160H19ZM45 158L43 159V160H45ZM81 158V159H80ZM86 160V161H84V159ZM180 158V157H179ZM184 158V157H183ZM182 158V159H183ZM190 158H192V157H190ZM21 159L23 160V157H21ZM181 158H180V161H179V163H183ZM10 161V162H13V161ZM53 162H52V161ZM162 160V161H163ZM47 161V162H48ZM84 163H83V162ZM90 161V160H89ZM14 162H20V160L19 161H14ZM22 162L23 161H21V163L19 164V165H22ZM42 162V161H41ZM46 162V165L48 164ZM68 162V163H67ZM67 162H65V166H66V169L64 170V172H67V173H65V175H66V177L68 178V180H70V178L72 179V177L74 178V177H76V175H70L71 173L72 174H74L75 173V171L69 166V161H67ZM86 162V163H85ZM188 164H186L185 165V167L183 168V169H181L180 167V169H178V167H173L171 164H169L168 162H166V160H165V164L166 163H168L169 165L167 166V164L166 165H164L165 166V169H164V166L162 165H160V167H159V169L157 170V169H155V170H153L154 172V174H156L157 176H155L156 178H154L153 176H152V178L154 179V183L152 182V184L151 183H147V186H148V184H149V188L147 187V186H144L143 184V186L146 188L147 187V192H146V190L145 191H143L142 189H140V187L142 188L143 186L141 185V186H139V187H137L138 189H140V190H142V191H140V193L139 192H137V191H139L138 189H137V193L135 192V195H134V197L136 196V198L138 199V198H140V197H138L140 194L142 195V192L144 193V198H141L140 200H142L141 202H139L138 204H137V206H142L141 207V209H142V213H140L139 214V211L137 212L138 214H139V216H137V218L139 219V218H141L142 220H138L139 222H140V224H138L137 222L138 221H135V220H133V221H135L134 223H132L131 222V224L130 225H132L131 227H133L132 229L133 230H131L133 233L132 234H130L129 233V235H124V237H122V239L123 238H125L126 240H128V242L129 241H131V242H129V243H131V244H133L134 246H136V248L137 247H140L139 246V243H140V245H141V241H140V239H143L142 237L144 236V233L146 232V231H144V229L146 228V227H150V228H152V227H154V228H152V229H155V228H157V229H159V228H161V231H163V230H165V229H168V228H166V226L168 227L170 224H168V223H170L171 222V224H173L172 222V220L175 218V216H174V212H175V210H174V206L172 207V203H170L169 202V199L172 201V202H177L178 201V198H180V197H178V196H180L181 194V191H182V189H185V188H187L188 186H186V185H188L187 184V182H188V180H190V176H192L191 174L193 173L192 171H193V169H196L197 168V164L196 163H190V162H188V161H186ZM18 163H16V164H18ZM55 163H56V161H55ZM163 163V164H164ZM190 163V164H189ZM14 165H12L13 166V168H12V166H11V168L12 169H14V170H12L11 169V171H14V172H11L12 173V175H9L10 177H8L9 178V180L11 179L12 181H10V184H12L13 183V181L15 182V183H13V185H10L11 186V189H12V192L13 193H15L14 195H18V197H19V199L22 197V198H24V197H26L27 195H25V193H26V191L25 190H27L26 188H25V186L27 187V188H29L27 185H25V182H28V183H26V184H29V183H31L32 182V180H36V178H31L30 180H29V178L30 177H32L31 175H34V174H32V172H31V174L29 173V171L27 170V166L30 168V165H27L25 168H26V170L28 171H26V170H24L25 168H23V170H20V169H22V168H20L19 166V170L17 171L16 170V165H15V163H13ZM23 164H24V162H23ZM26 164V163H25ZM31 164V163H30ZM57 164V163H56ZM83 164V165H82ZM10 165V164H9ZM76 165H77V162H75V167H76ZM171 165V166H170ZM25 166V165H24ZM48 165L46 166L47 168H50ZM56 166V167H55ZM82 166V167H81ZM190 166H191V168H190ZM23 167V166H22ZM54 167H55V170H54ZM69 167H70V169H69ZM166 167H168V168H166ZM169 167H170V169H169ZM172 167V168H171ZM195 167V168H194ZM1 168L3 169L4 167H2L1 166ZM0 168V170L2 171V169ZM10 168V167H9ZM57 168V169H56ZM83 168V169H82ZM85 168V169H84ZM162 168L165 170H162ZM189 168V169H188ZM193 168V169H192ZM68 169H69V171H68ZM81 169V170H80ZM169 169V170H168ZM175 169V170H174ZM184 169L186 170V172H184ZM166 170H167V172H166ZM178 170V171H177ZM192 170V171H191ZM4 171V170H3ZM19 171H22L23 173H17V172H19ZM24 171H25V174H24ZM161 171V172H160ZM170 171V172H169ZM15 172H16V175H15ZM69 172V173H68ZM81 172V173H80ZM165 172H166V174H165ZM10 173V174H11ZM58 173H61V171L59 172L58 171ZM163 173V174H162ZM172 173H174V174H172ZM76 174V173H75ZM172 174V175H171ZM185 174H187L186 176L187 177H183V176H185ZM19 175V176H18ZM20 175H22L21 177H20ZM23 175H24V177H23ZM54 175V177H56ZM70 175V176H69ZM78 175V174H77ZM167 175H169V176H167ZM178 177H177V176ZM180 175V176H179ZM182 175V176H181ZM13 176V177H12ZM16 176H18V177H16ZM26 176V177H25ZM28 176V177H27ZM161 176V177H160ZM80 177V181L82 182H80L79 184L80 185H78V188H77V191H79L78 193H79V195H89V193H90V195H92V193L94 192H96L95 191V189L94 188H96V187H94L93 188V186H92V184H90L89 182H87L86 181V179H84L85 178V176L83 177V176H79ZM158 177V178H157ZM165 177V178H164ZM5 178V177H4ZM17 178V179H16ZM23 178V179H22ZM57 178V177H56ZM160 178H161V180H160ZM164 178V179H163ZM179 178H181V180L179 179ZM16 179V180H15ZM19 179H21V181L19 180ZM37 179H39V178H37ZM43 179V180H42ZM41 180H42V182L43 181H45V183H46V180L44 179V178H42ZM51 179H52V176H51ZM187 179V180H186ZM19 180V181H18ZM22 180L24 181V183H22ZM27 180V181H26ZM73 180V179H72ZM137 180L139 181L140 179H134L133 181L134 182H137ZM151 181H152V179H150ZM156 180V181H155ZM171 181V182H167V181ZM175 180V181H174ZM180 180V181H179ZM37 181V180H36ZM38 181H40V179L38 180ZM85 181V182H84ZM133 181H131V183L133 182ZM178 181V182H177ZM41 182V183H42ZM48 182V181H47ZM164 182V183H163ZM177 182V183H176ZM181 182V183H180ZM183 182H185V184L183 183ZM20 185H19V184ZM33 183V182H32ZM45 183L43 182V185L42 186H44L45 185ZM88 183V184H87ZM130 183V184H131ZM156 183V184H155ZM172 183V184H171ZM36 183L34 182V185H35ZM47 184H49V183H47ZM84 184V185H83ZM154 184V185H153ZM158 184V185H157ZM164 184V185H163ZM171 184V185H170ZM182 184V185H181ZM21 185H25L24 186V188L21 186ZM33 185V184H32ZM31 185V186H32ZM91 185V186H90ZM125 186H124V188H126V185H129V183L127 184H124ZM151 185V186H150ZM153 185V186H152ZM184 185V186H183ZM46 186H48V185H46ZM80 186V187H79ZM106 186H107V188L105 189V191H107L109 194H107L108 196V198L107 199H105V200H107V202L102 206V207H100V209H99V211L96 213V215H97V217L95 216V213H93L94 214V217H91L92 218V220H93V218H98V220H99V222H100V225H103L104 223H107V225H105L104 227H108V225L109 224H113L114 223V219H112L111 217L113 216V217H115V213L117 214L118 212L116 211V209H117V207H118V204L119 205H121L120 203L121 202H123V200L125 199H123L122 197H124V195H123V189L122 190H119L120 188H122L123 187V184L122 185H120V186H117V188H116V184H114V183H108V184H106ZM112 186H114V187H112ZM16 187H17V189H16ZM19 187V188H18ZM45 187V186H44ZM90 187H91V189H90ZM118 187H119V189H118ZM151 187H153L152 188V190H151ZM156 187V188H155ZM160 187V188H159ZM173 187V188H172ZM49 188V187H48ZM85 188V189H84ZM88 188V189H87ZM159 188V189H158ZM20 189V190H19ZM51 189V188H50ZM155 189V190H154ZM168 189H171V190H169L168 191ZM18 190V191H17ZM22 190H24L23 192H22V194H21V191ZM88 190V191H87ZM99 190V189H98ZM118 190V191H117ZM125 190V189H124ZM150 190V191H149ZM160 190V191H159ZM174 190H176V191H174ZM17 191V192H16ZM87 191V192H86ZM90 191V192H89ZM101 191V190H100ZM116 191V192H115ZM114 192V193H113ZM122 193V194H119V193ZM19 193H20V195H19ZM112 193V194H111ZM138 193H139V195H138ZM151 193V194H150ZM159 194V195H157V194ZM169 193V194H168ZM171 193H173L172 195H171ZM162 194H167V199H168V203L169 204H167V202H166V204L165 203H159V202H161L160 200H161V196H163ZM176 194V195H175ZM112 195V196H111ZM117 196V198H116V196ZM118 195H119V197H118ZM138 195V196H137ZM147 195V196H146ZM24 196V197H23ZM120 196H121V198H120ZM174 196V197H173ZM109 198L111 199V198H113V199H111L110 201H111V203L109 202L108 203V201H109ZM146 198V199H145ZM163 198V197H162ZM114 199H117V200H114ZM21 200V199H20ZM113 200V201H112ZM115 201V202H114ZM121 201V202H120ZM126 201V200H125ZM144 201V202H143ZM148 201V202H147ZM153 201V202H152ZM154 201H155V203H154ZM157 201V202H156ZM113 202H114V204H113ZM152 202V203H151ZM108 204H110L109 206H107ZM116 204V205H115ZM146 204V206H144ZM113 205V206H112ZM114 205H115V207L116 208H114ZM152 205V206H151ZM156 205H157V207H156ZM110 206H112L113 207V210L111 209V207ZM148 206V207H147ZM165 206H167V207H165ZM171 208H170V207ZM156 207V208H155ZM163 207V208H162ZM102 208H105V210L104 209H102ZM137 208V207H136ZM139 209H140V207H138ZM145 208V209H144ZM161 208V209H160ZM175 209H176V207H175ZM114 210L116 211V212H114ZM138 210V209H137ZM167 210H168V212H167ZM172 210V211H171ZM174 210V211H173ZM113 211V212H112ZM99 212H100V215H99ZM105 212V213H104ZM147 212V213H146ZM170 212V213H169ZM174 214H173V213ZM31 213H33V212H31ZM103 213V214H102ZM93 214L91 215V216H93ZM171 214H173V215H171ZM262 214H264V212L262 213ZM262 214H258L257 213V215H255V218L257 219V218H262V222L261 223H259V222H257V225H254V228H261L262 229V227H263V224H264V215H262ZM34 215H37V214H35L34 213ZM108 215V216H107ZM144 217H143V216ZM146 215V216H145ZM157 215V216H156ZM159 215V216H158ZM261 215V216H260ZM100 217V219H99V217ZM102 216V217H101ZM104 216V217H103ZM142 216V217H141ZM160 216L162 217V218H160ZM173 217V219L170 221V219ZM26 217V216H25ZM32 217H33V215H32ZM35 217V216H34ZM147 217V218H146ZM164 217V218H163ZM170 217V218H169ZM26 218H28V217H26ZM155 218V219H154ZM168 218H169V220H168ZM150 219V220H149ZM163 219H164V221H163ZM86 220V219H85ZM112 220V221H111ZM137 220V219H136ZM146 220V221H145ZM151 220H153V221H151ZM154 220H155V222H154ZM258 221L260 220V219H257ZM102 221V222H101ZM148 221H150V222H148ZM158 223H157V222ZM165 221L167 222L166 224H165ZM110 222V223H109ZM152 222V223H151ZM154 222V223H153ZM159 222H160V224H159ZM103 223V224H102ZM135 223L137 224V225H135ZM263 223V224H262ZM151 224H152V226H151ZM156 224V226H154ZM157 224H159V225H157ZM162 224H164L165 225V227H164V225H162ZM262 225V227H261V225ZM141 226V227H140ZM150 228H147V229H150ZM165 228V229H164ZM142 229H143V231H144V233H143V236L141 237V238H139L140 236L139 235H142V234H139V232L140 231H142ZM152 229H150V230H152ZM137 230V233L138 234H135V231ZM139 230V231H138ZM130 231V232H131ZM142 231V232H143ZM148 231V230H147ZM153 231V230H152ZM152 231H149V232H151L152 233ZM157 231H159V230H157ZM262 231H263V229H262ZM141 232V233H142ZM156 232V231H155ZM154 232V233H155ZM148 233V232H147ZM261 233H264V231L263 232H261ZM259 234L260 236H258V238H259V240H260V238L262 239V238H264V234H263V236H261L262 234ZM105 234H107V233H105ZM150 234V233H149ZM134 235H135V237H134ZM136 235H138V236H136ZM147 235V240H149L147 243H145V244H149V243H152L151 244V246H147V245H145L146 247L144 248V245H143V248H144V250L143 249H141V247H140V249L141 250H143V251H141L142 252V256L141 257H139V259L138 260H142V258H143V260L145 261V259L146 258H148V259H150L151 257H153V255H154V257H155V252H154V248H152V247H154V246H156L157 244H158V242L161 240H159V238L160 237H156L155 236V239H154V236L153 237H148L149 235L148 234H145V236ZM151 235V234H150ZM154 235V234H153ZM161 235H162V233H161ZM108 236V234L106 235V237ZM160 236V235H159ZM105 237V235H104V238H106ZM134 237V238H133ZM129 238H130V240H129ZM139 238V239H138ZM151 238H152V240H151ZM156 238H158V240H156ZM107 239V238H106ZM125 239H124V241H125ZM138 240V241H137ZM135 241V242H134ZM263 241V240H262ZM123 242V241H122ZM138 244H137V243ZM144 242V241H143ZM154 242V243H153ZM259 242V241H258ZM256 243V245H258L259 243L261 244V242H259V243ZM136 243V244H135ZM263 243V242H262ZM126 244V243H125ZM128 244V243H127ZM156 244V245H155ZM130 244H128V246H129ZM133 245H130V247L131 246H133ZM261 245H263L264 246V243L263 244H261ZM260 245V246H261ZM259 246V245H258ZM262 246V247H263ZM105 247H107V245L105 246H103V248L105 249ZM262 247H260L261 249H262ZM14 248V247H13ZM156 248V247H155ZM107 250H109L108 249V247L106 248ZM105 249V251L107 252V250ZM126 249H127V247H126ZM133 249H134V247H132V250H131V248H129V250L127 249V250H125L124 252H126L127 254H126V256H129L130 254L132 255V251H133ZM149 249V250H148ZM123 251V250H122ZM149 251V252H148ZM106 252H103V253H106ZM144 252H145V254H147V255H145L144 254ZM147 252V253H146ZM254 253V252H253ZM66 254V255H65ZM125 254V253H124ZM60 255V254H59ZM69 255H70V253H69ZM104 255V254H103ZM106 255V254H105ZM130 255V256H131ZM152 255V256H151ZM257 255H260V254H257ZM65 256H67L68 258H65ZM98 256V257H97ZM129 256V257H130ZM70 257H71V255L70 256H68V254L65 252L64 253V255H62V253H61V255L58 257L59 259H63L64 261H66V259L68 260L69 259V261H70ZM101 256L98 254V255H96L95 256V258L97 259V258H100ZM256 257V256H255ZM259 258H254L253 257V260H251V261H249L250 263H248V264H264V261L262 262V260H264V259H261V257L262 256H258ZM65 258V259H64ZM102 258V263L103 264H111L112 262H110L109 260H106V261H104L103 262V260H105L106 258L105 257H101ZM104 258V259H103ZM72 259V258H71ZM147 259V260H148ZM261 259V260H260ZM63 260H61V264L63 263ZM142 260V261H143ZM140 261H137L136 260V262H137V264H138V262H140ZM141 261V262H142ZM67 262V261H66ZM108 262V263H107ZM68 263V262H67ZM140 264V263H139Z\"/></svg>", "mask_w": 264, "mask_h": 264}]
</instances>
